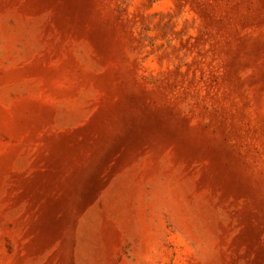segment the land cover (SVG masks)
I'll list each match as a JSON object with an SVG mask.
<instances>
[{"label": "rangeland", "instance_id": "rangeland-1", "mask_svg": "<svg viewBox=\"0 0 264 264\" xmlns=\"http://www.w3.org/2000/svg\"><path fill=\"white\" fill-rule=\"evenodd\" d=\"M0 264H264V0H0Z\"/></svg>", "mask_w": 264, "mask_h": 264}]
</instances>
